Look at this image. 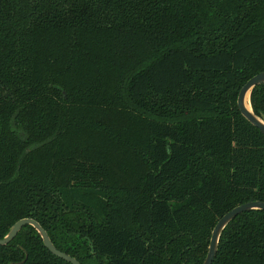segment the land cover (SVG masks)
Listing matches in <instances>:
<instances>
[{
  "label": "trees",
  "instance_id": "trees-1",
  "mask_svg": "<svg viewBox=\"0 0 264 264\" xmlns=\"http://www.w3.org/2000/svg\"><path fill=\"white\" fill-rule=\"evenodd\" d=\"M264 0H0V239L80 264H202L264 202ZM264 115V84L250 93ZM0 264H70L25 225ZM212 264H264V210Z\"/></svg>",
  "mask_w": 264,
  "mask_h": 264
},
{
  "label": "water",
  "instance_id": "water-1",
  "mask_svg": "<svg viewBox=\"0 0 264 264\" xmlns=\"http://www.w3.org/2000/svg\"><path fill=\"white\" fill-rule=\"evenodd\" d=\"M260 84H264V71L255 74L254 76L250 77L240 88L238 95H237V108L242 116H244L252 125L257 127L263 134H264V115L258 116L256 115L250 105V93L252 89ZM246 97L249 98V109L245 105ZM264 210V202L262 201H249L242 203L238 206H235L228 212H226L214 225L211 236L209 239L208 250L204 261L202 264H212V261L215 258V254L217 251V244L220 233L222 229L226 226V224L236 217L238 214L248 211V210ZM25 225L32 226L37 233L39 234L42 244L46 249H48L52 254L55 256L69 262L70 264H80L74 257L66 254L60 250H58L50 241L46 231L36 222L34 219L31 218H22L17 220L8 230L6 235L0 239V245H5L9 243L20 231L22 227Z\"/></svg>",
  "mask_w": 264,
  "mask_h": 264
},
{
  "label": "bare ground",
  "instance_id": "bare-ground-1",
  "mask_svg": "<svg viewBox=\"0 0 264 264\" xmlns=\"http://www.w3.org/2000/svg\"><path fill=\"white\" fill-rule=\"evenodd\" d=\"M245 105L249 109V98L248 97H246L245 99Z\"/></svg>",
  "mask_w": 264,
  "mask_h": 264
}]
</instances>
